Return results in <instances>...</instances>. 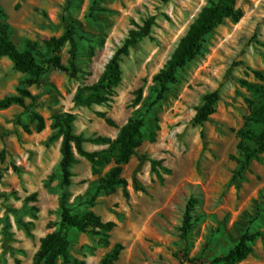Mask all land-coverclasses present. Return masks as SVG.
<instances>
[{
  "label": "rangeland",
  "instance_id": "1",
  "mask_svg": "<svg viewBox=\"0 0 264 264\" xmlns=\"http://www.w3.org/2000/svg\"><path fill=\"white\" fill-rule=\"evenodd\" d=\"M208 2L0 0V18L9 23L20 50L32 40L42 52L46 39L63 34L65 18L74 21L79 35L85 37L78 78L51 69L39 84L29 87L35 101L27 98L26 107L13 105L0 111V152L5 150V159L0 161V264H34L41 238L59 228L63 191L76 212L91 209L104 221L116 223L108 247L98 245L97 237L70 231L71 254L88 264L100 263L116 243L124 249L114 264H192L183 259L184 248L201 264H212L248 228L264 233V211L257 216L256 209H264V154L251 162L242 178H235L237 159L242 158L238 132L246 125L252 106L261 102L243 81L264 86V80L253 72L264 74V0H237L242 18L227 19L206 37L202 52L180 70L178 82L147 115L146 139L123 167L128 196L123 187L110 195H96L98 179L113 163L94 174L91 163L78 155L71 168V185L65 189L61 185L63 135L53 125L54 116L72 114L76 134L115 139L123 125L155 99L154 75L166 67ZM151 17L155 24L150 35L122 57L123 77L112 99L90 107L78 105L74 100L78 88L96 82L130 31ZM68 50L66 44L64 62ZM26 77L8 58L0 57V99L17 93ZM214 91L220 97L216 112L204 125H195L193 118L203 97ZM32 112L44 117L42 131L36 130ZM100 112H106L116 125H108ZM108 147L84 144L89 151ZM151 160L160 161L158 172L153 171ZM192 196L200 200L194 210L198 220L186 244L180 227ZM238 264H264V238H258L253 252Z\"/></svg>",
  "mask_w": 264,
  "mask_h": 264
},
{
  "label": "trees",
  "instance_id": "2",
  "mask_svg": "<svg viewBox=\"0 0 264 264\" xmlns=\"http://www.w3.org/2000/svg\"><path fill=\"white\" fill-rule=\"evenodd\" d=\"M70 2L72 0H69ZM1 13V11H0ZM243 16L241 8L237 7V0H209L196 19L191 23L186 34L182 37L179 45L175 49L166 67L154 75L153 80L158 84L155 99L145 105L142 113L132 116L123 125L119 135L113 139L106 136L85 137L83 134H76L73 131L75 117L69 113L54 116V127H59L63 135L61 143L60 173L62 176L61 185L65 189L72 183L71 168L78 162V156L84 157L92 165L94 174H99L107 165L113 166L104 176H101L95 186V194H113L118 187H123L125 196H128V181L123 177V167L128 164L131 158L137 154L138 149L146 139L148 127L147 115L151 113L153 107L164 99L172 84L178 82V75L189 62L194 60L204 49L206 37L227 19L234 22L239 21ZM3 17V15H2ZM66 28L62 35L50 37L43 44V50L37 49L34 41L28 40L26 47L20 50L11 37V27L7 21L0 18V57L8 58L16 70L26 74V78L21 82L17 93L6 95L0 99V111L8 109L13 105L26 107L27 98L36 100L29 87L39 84L42 77L51 69L62 71L70 77L78 78L81 68L79 60L81 55L82 41L84 36L79 35L74 21L65 18ZM155 24V18H149L143 26L132 29L124 44L116 50L114 55L105 65L99 79L92 83L80 86L75 94L74 100L78 105L90 107L101 105L112 99L115 95V87L122 81V57L129 53L130 47L136 45L142 38L149 36ZM69 44L68 58L64 62L62 57L63 47ZM255 76L264 80V74L259 70L253 71ZM244 85L255 95L260 96L261 102L252 106L251 113L246 125L239 130L240 142L238 150L242 158L237 159L239 167L236 176L242 178L245 171L253 160L261 159L264 154V86L251 84L243 81ZM142 90H139L141 94ZM220 97L217 91L206 94L203 97V104L197 108L193 118L195 125H204L211 120V116L217 110V102ZM107 124L115 126L113 119L107 117L106 112H100ZM31 120L36 122V130L42 131L46 124L43 116L36 112L31 113ZM251 126H260L256 130ZM204 135V133H202ZM151 141H155V135L150 136ZM90 142L95 144H108L109 147L101 151H89L84 148V144ZM252 142L254 145H251ZM5 150L0 152V161H4ZM160 161L151 160L152 169L158 172L157 166ZM167 173L171 170L164 167ZM161 182L163 176L158 173ZM2 175L0 174V182ZM200 200L194 196L187 201L183 214L182 225L180 227V237L188 244L190 235L198 218L194 215L196 206ZM60 222L59 228L46 234L40 240V246L34 256V264H88L85 260L74 257L71 254L70 231L85 233L92 237H97V244L104 247L110 245V233L115 228L114 221H104L95 211L88 209L83 212H76L75 207L69 202L68 194L63 191L60 197ZM257 211H264L257 206ZM255 221V220H254ZM258 238H264L262 231H252L247 229L239 237L237 243L229 248L225 253L214 257L212 264H238L245 260L253 252V244ZM124 246L116 243L98 264H114L120 257ZM183 259L192 264H201V260L194 256L190 257L187 248L182 250Z\"/></svg>",
  "mask_w": 264,
  "mask_h": 264
}]
</instances>
